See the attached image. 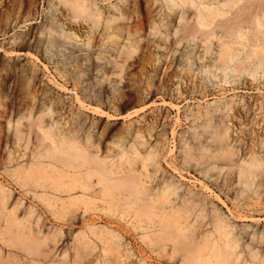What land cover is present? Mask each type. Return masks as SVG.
<instances>
[{"label":"rangeland","instance_id":"obj_1","mask_svg":"<svg viewBox=\"0 0 264 264\" xmlns=\"http://www.w3.org/2000/svg\"><path fill=\"white\" fill-rule=\"evenodd\" d=\"M73 2L0 0V230L45 264H264V0Z\"/></svg>","mask_w":264,"mask_h":264},{"label":"bare ground","instance_id":"obj_2","mask_svg":"<svg viewBox=\"0 0 264 264\" xmlns=\"http://www.w3.org/2000/svg\"><path fill=\"white\" fill-rule=\"evenodd\" d=\"M230 2H234V0H229ZM73 7L75 9H79L80 8V4H79V0H74V2L72 3ZM230 3L228 2L225 6H229ZM222 8H212V9H208V8H203L200 12H199V18L202 22H205L213 17H215L216 15H220L222 14L221 11ZM205 12V13H203ZM201 13V14H200ZM260 26V25H258ZM258 33L260 34V38L262 40H264V30L263 29H258ZM259 41V39L257 40ZM258 46V49H256L254 55L255 57H261L262 59L264 58V46ZM220 62H222L223 64L225 62H227L228 60L231 59V55H230V49L229 47H227L226 45H224L222 47V50L220 51ZM58 150V152L60 154L66 155L69 158H74L75 160H83L85 163H88L87 158L84 156V153L80 150H78L75 146L73 145H69V147H66L64 144L61 146H58L56 148ZM73 152V153H71ZM72 154H74L72 156ZM91 162V161H90ZM92 164L95 165V161H92ZM26 174L24 176H22V173L18 174V181L24 185V186H28L30 184V182L33 180V176H34V172L31 170V168L25 169ZM97 172L95 171V174ZM44 179L41 178L42 183L38 182L40 186H44L45 185V181H43ZM131 192V196L135 197L136 200L139 202V196H140V192L138 191V189H133V191ZM7 193H5V191L3 189H0V200L2 203H4V201L6 200V195ZM23 196V195H22ZM3 198V199H2ZM75 204V203H73ZM3 209L5 210V204H1ZM72 205V204H71ZM137 202H133L131 204L132 208L137 209V214H136V218L138 220L141 219L142 215H143V210L142 207L140 205H137ZM1 207V208H2ZM70 207H74V206H70ZM140 218V219H139ZM74 220V218H70L67 220V222H72ZM7 225H11V222L7 221ZM141 224H142V219L140 220ZM17 228L22 230L19 231L18 234L13 235L12 230L10 229V227L7 228H3L2 230H0V242H2L3 244H5L8 248H12L13 250L16 251V253L12 252L9 253V258L8 259H4L3 257H1L0 255V264H23V259L27 260L29 263L32 264H45L48 262L49 260V255L47 254V251L44 249V245H47V240L48 238L45 237V235L37 232V234L31 232L30 228L25 226L23 223H19L16 224ZM13 226V225H11ZM25 226V227H24ZM144 229V228H143ZM42 236V237H41ZM86 238V237H85ZM99 238V237H98ZM100 240L102 238H99ZM104 239H102L101 241H103ZM118 239L114 240V241H109L107 240V242H105L104 247L109 248V244L110 242H115ZM24 257V258H23ZM80 258V257H79ZM126 260L125 257L122 261ZM80 264H86L85 260H81Z\"/></svg>","mask_w":264,"mask_h":264}]
</instances>
